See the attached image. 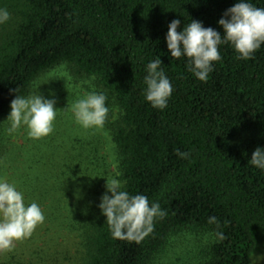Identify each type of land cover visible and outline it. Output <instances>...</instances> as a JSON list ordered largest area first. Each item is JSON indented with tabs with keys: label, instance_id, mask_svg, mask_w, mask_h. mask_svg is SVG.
I'll return each instance as SVG.
<instances>
[{
	"label": "trees",
	"instance_id": "16d2710c",
	"mask_svg": "<svg viewBox=\"0 0 264 264\" xmlns=\"http://www.w3.org/2000/svg\"><path fill=\"white\" fill-rule=\"evenodd\" d=\"M238 2L0 0L10 13L0 24V126L11 101L43 72L66 64L94 77L107 97L122 190L166 212L137 243L113 238L106 216L94 210L85 216L84 264H151L184 229L212 232L209 264H249L264 241V169L250 162L264 149V44L244 60L221 43V59L203 82L186 56L171 57L166 41L175 19L178 32L195 20L223 37L218 21ZM245 2L264 8V0ZM158 57L173 89L163 110L145 97L147 65ZM213 216L219 227L208 222Z\"/></svg>",
	"mask_w": 264,
	"mask_h": 264
},
{
	"label": "rangeland",
	"instance_id": "374dc122",
	"mask_svg": "<svg viewBox=\"0 0 264 264\" xmlns=\"http://www.w3.org/2000/svg\"><path fill=\"white\" fill-rule=\"evenodd\" d=\"M93 91H101L95 78L77 75L61 64L40 74L24 96L39 92L56 101L50 135L30 138L23 124L9 133L10 113L2 122L0 180L16 186L25 206L37 203L45 219L30 237L15 241L11 251L0 252V264L86 262L82 244L85 216L101 210L106 180L119 179L117 150L107 124L85 129L71 110L76 100ZM214 241L207 230L175 232L151 264H209ZM249 264H264V241L252 252Z\"/></svg>",
	"mask_w": 264,
	"mask_h": 264
},
{
	"label": "clouds",
	"instance_id": "9594fccd",
	"mask_svg": "<svg viewBox=\"0 0 264 264\" xmlns=\"http://www.w3.org/2000/svg\"><path fill=\"white\" fill-rule=\"evenodd\" d=\"M218 24L224 29V36L211 27L204 28L199 21L192 20L182 32H178L180 20L175 19L168 25L166 36L167 47L171 57L179 59L182 55L189 59V70L200 81L206 82L209 73L213 71L212 63L221 59L218 46L221 43H231L239 58H253L256 50L264 44V8L254 7L251 3L240 0L227 9ZM10 19L6 9H0V24ZM158 57L147 65L145 97L153 108L167 107V101L172 94V85L165 76ZM94 79V77H93ZM107 97L103 93L89 92L84 98L76 100L71 105L76 122L85 129L102 127L107 120L109 109L106 107ZM56 101L45 99L41 94L27 97L17 96L10 103L11 121L9 133L15 132L22 124L27 126L28 135L40 139L53 132V122L56 118ZM119 111V109H115ZM181 158H187L188 153L177 151ZM252 165L264 169V149L257 147L252 153ZM123 183L116 178L106 180L107 192L101 197L99 208L106 216L113 238L136 241L139 243L154 230L153 220L163 218L166 212L161 210L159 203L149 205L145 195L130 196L122 190ZM107 193H111L109 196ZM44 214L37 203L25 206L23 194L16 190L14 184L0 180V252L11 251L15 241L31 236L35 228L44 222ZM210 224L219 227L216 217H210ZM219 240L225 237L217 232Z\"/></svg>",
	"mask_w": 264,
	"mask_h": 264
}]
</instances>
